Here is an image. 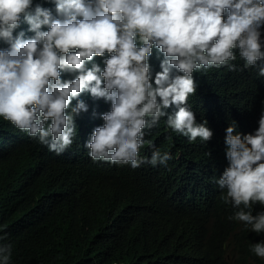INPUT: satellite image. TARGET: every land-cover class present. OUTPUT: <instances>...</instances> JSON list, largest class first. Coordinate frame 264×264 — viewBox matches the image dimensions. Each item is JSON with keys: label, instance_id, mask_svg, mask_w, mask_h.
<instances>
[{"label": "clouds", "instance_id": "9594fccd", "mask_svg": "<svg viewBox=\"0 0 264 264\" xmlns=\"http://www.w3.org/2000/svg\"><path fill=\"white\" fill-rule=\"evenodd\" d=\"M154 49L163 57L155 75ZM261 61L264 0H0V117L66 161L78 162L85 146L93 161L133 169L166 164L168 152L140 156L151 145L145 130L164 117L167 129L205 147L213 132L188 102L194 106L196 85L208 73L215 85L230 86L218 98L231 99L240 117L216 131L224 137L217 145L228 166L218 186L209 179L205 185L220 197L218 187L226 189L222 201L237 209L229 219L256 234H264V212L252 213L254 205L264 206V112L254 133L248 115L264 105L245 109L247 84L238 80H264ZM85 92L102 104L97 110L104 121L93 131L78 127L90 140L75 138V118L88 111L79 99ZM216 154L214 145L205 148L209 161ZM251 251L264 259V241ZM11 255V245L0 246V264H10Z\"/></svg>", "mask_w": 264, "mask_h": 264}, {"label": "trees", "instance_id": "16d2710c", "mask_svg": "<svg viewBox=\"0 0 264 264\" xmlns=\"http://www.w3.org/2000/svg\"><path fill=\"white\" fill-rule=\"evenodd\" d=\"M162 58L154 49L149 61L153 75L161 71ZM94 62L103 68V58ZM243 71L247 76L258 67ZM208 74L196 85L194 106L187 105L213 132L205 147H194L195 142L167 129L166 117L145 130L151 145L146 143L140 156L150 158L156 149L168 152L172 159L166 164L133 169L93 161L85 146L78 162L66 161L0 117V246L11 245L10 264H264L251 251L264 234L229 219L237 209L222 201L226 189L218 187L220 197L205 185L206 179L217 185L228 166L226 151L217 145L224 142L217 127L240 117L231 99L218 98L230 86L215 85ZM242 80L247 84L243 107L264 105V80ZM251 98L260 99L251 103ZM79 99L88 111L75 118V138L90 140L78 127L93 131L102 126L103 112L97 110L102 104L87 92ZM262 112L248 115L254 128L250 133L258 128ZM210 145L217 149L214 162L205 155ZM261 212L264 206H253V215Z\"/></svg>", "mask_w": 264, "mask_h": 264}, {"label": "bare ground", "instance_id": "6f19581e", "mask_svg": "<svg viewBox=\"0 0 264 264\" xmlns=\"http://www.w3.org/2000/svg\"><path fill=\"white\" fill-rule=\"evenodd\" d=\"M212 96V95H211ZM201 101V100H200ZM198 102V101H197Z\"/></svg>", "mask_w": 264, "mask_h": 264}]
</instances>
